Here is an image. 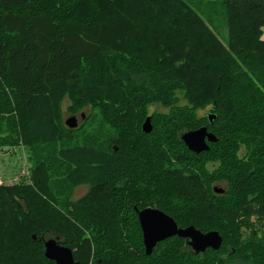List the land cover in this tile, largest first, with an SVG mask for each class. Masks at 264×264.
Masks as SVG:
<instances>
[{
	"label": "trees",
	"instance_id": "trees-1",
	"mask_svg": "<svg viewBox=\"0 0 264 264\" xmlns=\"http://www.w3.org/2000/svg\"><path fill=\"white\" fill-rule=\"evenodd\" d=\"M198 1L0 0V149L30 153L29 181L0 184V264H55L44 256L49 236L77 264L252 262L231 252L221 183L236 178L243 210L244 146L264 184V0H221L226 45ZM87 109L82 125L65 126L63 112ZM203 126L217 141L195 154L179 133ZM79 185L87 191L74 200ZM145 206L178 227L217 231L221 246L196 254L170 236L145 254L134 210Z\"/></svg>",
	"mask_w": 264,
	"mask_h": 264
},
{
	"label": "water",
	"instance_id": "water-1",
	"mask_svg": "<svg viewBox=\"0 0 264 264\" xmlns=\"http://www.w3.org/2000/svg\"><path fill=\"white\" fill-rule=\"evenodd\" d=\"M81 119H84L82 113ZM214 115L209 114L208 119L213 121ZM64 124L70 129L78 127V117L69 115L64 119ZM141 130L143 133H149L152 130L150 117H146L142 123ZM179 139L185 147L191 152L200 153L209 149L207 142H216L217 138L212 132L207 131V127H198L192 130L183 129L179 133ZM214 192L221 194L224 192L223 187L214 186ZM139 226L142 231V242L144 243L145 254H150L158 242L170 236H178L184 238L190 245L194 253L204 252L208 248L218 249L222 244V239L219 233L215 230L202 232L197 227L186 226L178 227L175 220L163 213L156 207H145L142 210H136ZM35 239V235H32ZM44 256L51 259L55 264H77L73 258V253L70 248L57 242L54 236H49L43 241Z\"/></svg>",
	"mask_w": 264,
	"mask_h": 264
},
{
	"label": "flooded vegetation",
	"instance_id": "flooded-vegetation-1",
	"mask_svg": "<svg viewBox=\"0 0 264 264\" xmlns=\"http://www.w3.org/2000/svg\"><path fill=\"white\" fill-rule=\"evenodd\" d=\"M206 113V110H204L200 116H208ZM236 158L240 161V171H242L239 183L244 191V195L241 197L244 209L239 212L236 211L237 204L233 197L232 189L236 186L237 180L236 178L229 177L226 180V184L228 185V189L231 190L229 198L231 200V212L233 215L231 219V225H233L232 233L234 235V245L231 248V252L237 251V253L243 256H251L253 253L264 254V184H262L263 178L259 170L252 168L255 165L259 166L260 163L258 160L256 161L250 157V153L244 146L239 148ZM253 170L259 173L255 175V178L250 175L255 173ZM254 192L258 193L259 197L254 196L252 194ZM134 210L135 212L136 210L140 211L136 207H134ZM234 264H256V262L247 263L237 259L234 261Z\"/></svg>",
	"mask_w": 264,
	"mask_h": 264
},
{
	"label": "rangeland",
	"instance_id": "rangeland-1",
	"mask_svg": "<svg viewBox=\"0 0 264 264\" xmlns=\"http://www.w3.org/2000/svg\"><path fill=\"white\" fill-rule=\"evenodd\" d=\"M192 6L195 8V10L202 16L204 21L207 23V25L210 27L211 31L216 34L217 38L220 39V41L226 45L228 38H227V25L225 24V12L224 7L221 0H200L198 2H190ZM264 38V35L262 36ZM160 111L164 112L167 109L161 108L158 105L151 106V111ZM86 112V113H85ZM89 112V109L83 112L84 116ZM203 110L198 111V114H202ZM82 114V113H81ZM80 114L78 113V126L82 125V120L85 121V119H81ZM69 114L66 112H63L64 119L68 117ZM85 118V117H84ZM81 123V124H80ZM87 123L82 127V130H84L87 127ZM239 150V149H238ZM238 153V151H237ZM236 153V154H237ZM29 151L27 147H24L23 145L14 146L12 148H2L0 149V184H16V183H24L29 181V168H30V160H29ZM213 162L216 161H206L205 167L207 169L208 167L215 166ZM224 187H228L226 184V181L221 183ZM221 187V186H220ZM87 191L86 185H79L77 186L73 192L72 196L75 199L81 197L85 192ZM230 191V190H229ZM233 192V191H232ZM230 196V194H229ZM238 238V236H237ZM262 256L257 258L258 261L252 260L253 258L257 256ZM264 254H255L253 253V258H251V261L256 262V264H261L263 262L264 264ZM249 257V255H246Z\"/></svg>",
	"mask_w": 264,
	"mask_h": 264
}]
</instances>
